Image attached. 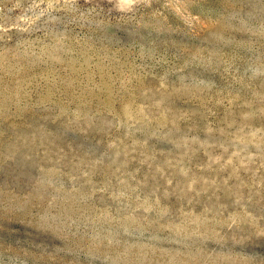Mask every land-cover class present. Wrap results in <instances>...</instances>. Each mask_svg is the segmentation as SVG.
<instances>
[{"label": "rangeland", "instance_id": "1", "mask_svg": "<svg viewBox=\"0 0 264 264\" xmlns=\"http://www.w3.org/2000/svg\"><path fill=\"white\" fill-rule=\"evenodd\" d=\"M0 264H264V0H0Z\"/></svg>", "mask_w": 264, "mask_h": 264}]
</instances>
